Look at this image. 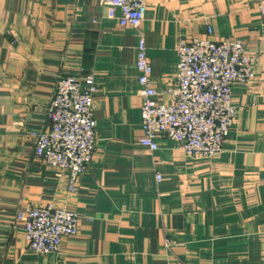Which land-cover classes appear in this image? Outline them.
Segmentation results:
<instances>
[{"label":"crops","instance_id":"1","mask_svg":"<svg viewBox=\"0 0 264 264\" xmlns=\"http://www.w3.org/2000/svg\"><path fill=\"white\" fill-rule=\"evenodd\" d=\"M139 33L166 104L178 41L237 39L254 59V77L231 89V131L211 158L163 136L154 152L138 144ZM86 74L96 146L72 193L35 157L34 134L49 126L58 77ZM47 205L79 224L58 253L41 255L16 215ZM0 264H264V0H149L137 30L98 0H0Z\"/></svg>","mask_w":264,"mask_h":264},{"label":"built area","instance_id":"2","mask_svg":"<svg viewBox=\"0 0 264 264\" xmlns=\"http://www.w3.org/2000/svg\"><path fill=\"white\" fill-rule=\"evenodd\" d=\"M148 1L98 0L108 19L136 30L144 20ZM207 33L211 34V28H207ZM135 49L143 132L138 144L154 152L159 147L156 138L163 136L193 158H211L218 153L235 115L231 89L254 77V59L247 55L243 43L209 38L178 41L176 86L166 91L172 97L170 104L157 100L141 33ZM95 89L93 74L59 76L46 108L49 126L34 134L35 157L57 170V177L65 175L72 193L95 153ZM161 179L156 174V182ZM16 221L28 250L41 255L58 253L62 240L76 235L79 224L75 212L52 205L18 212Z\"/></svg>","mask_w":264,"mask_h":264}]
</instances>
